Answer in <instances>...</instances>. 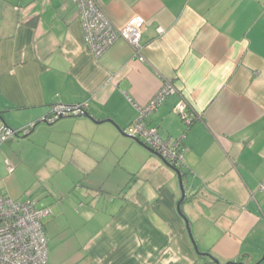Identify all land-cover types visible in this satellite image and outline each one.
Masks as SVG:
<instances>
[{
	"label": "crops",
	"instance_id": "1",
	"mask_svg": "<svg viewBox=\"0 0 264 264\" xmlns=\"http://www.w3.org/2000/svg\"><path fill=\"white\" fill-rule=\"evenodd\" d=\"M97 1L117 27L144 19L139 55L95 59L72 0H0V125L40 123L0 144V193L48 209V264H264V0ZM166 83L144 121L184 149L182 202L122 134ZM56 104L87 111L42 123Z\"/></svg>",
	"mask_w": 264,
	"mask_h": 264
},
{
	"label": "built area",
	"instance_id": "2",
	"mask_svg": "<svg viewBox=\"0 0 264 264\" xmlns=\"http://www.w3.org/2000/svg\"><path fill=\"white\" fill-rule=\"evenodd\" d=\"M75 5L76 19L79 21L85 49L95 58H100L116 41H125L139 55L141 32L145 21L142 17H132L123 27L115 26L105 15L97 0H72ZM143 61L142 57L138 58ZM176 89L165 84L143 106H135L139 117L129 128V134L157 153L170 167L179 169L183 166L184 149L177 139L162 140L157 129L148 127L145 117L155 111L165 99L176 93ZM187 103L181 101L176 106V113L189 123ZM84 105L56 104L49 115L43 119L53 123L60 117L85 115ZM34 125L22 130L28 134ZM17 132L5 124L0 125V144L14 137ZM6 170L13 171L5 160ZM264 192V184L261 186ZM49 213L48 209L37 208L30 200H13L0 193V264H48L47 236L42 219Z\"/></svg>",
	"mask_w": 264,
	"mask_h": 264
},
{
	"label": "water",
	"instance_id": "3",
	"mask_svg": "<svg viewBox=\"0 0 264 264\" xmlns=\"http://www.w3.org/2000/svg\"><path fill=\"white\" fill-rule=\"evenodd\" d=\"M62 118H64V117H60L59 119H62ZM58 119V120H59ZM1 120H2V124H5V122L3 121V119L1 118ZM93 121V120H92ZM42 123H44V124H47V122L46 121H41ZM94 123H95V121H93ZM107 122H109V123H111V121H107ZM40 123H38V124H35L32 128H31V130L29 131V133L32 131H34L35 130V128H36V126H38ZM10 130H12L11 128H9ZM23 130V129H22ZM22 130H20V131H17V134L16 135H22ZM13 131V130H12ZM28 133V134H29ZM125 137H128V138H130V139H132V140H134L137 144H139L140 146H142L143 148H145V149H147L150 153H152V154H154V155H156V156H158L160 159H162L157 153H155L152 149H150L149 147H147L145 144H143L139 139H137V138H135V137H133V136H131V135H127V134H125V133H122ZM26 135V134H25ZM162 161L170 168V169H172L175 173H176V175H177V177H178V179H179V183H180V187H181V193H182V199H181V202L183 201V199H184V197H185V195H184V190H183V186H182V173H181V171L179 170V169H175V168H172V167H170L163 159H162ZM179 205H180V203H179ZM179 205H178V208H179ZM179 212H180V210H179ZM181 213V212H180ZM186 225H187V222H186ZM187 232H188V235L190 236V239H191V234H190V231H189V228H188V225H187ZM191 241H192V243H193V240L191 239ZM193 245H194V243H193ZM195 246V245H194ZM195 249H196V247H195ZM198 255L199 256H201V257H209L210 258V260H211V262L213 263V264H219V262L217 261V260H215V259H213V258H211L208 254H200V253H198Z\"/></svg>",
	"mask_w": 264,
	"mask_h": 264
},
{
	"label": "rangeland",
	"instance_id": "4",
	"mask_svg": "<svg viewBox=\"0 0 264 264\" xmlns=\"http://www.w3.org/2000/svg\"><path fill=\"white\" fill-rule=\"evenodd\" d=\"M34 187H35V186H34ZM32 190H34V188H32L31 191H32ZM34 198H36V197H34Z\"/></svg>",
	"mask_w": 264,
	"mask_h": 264
}]
</instances>
